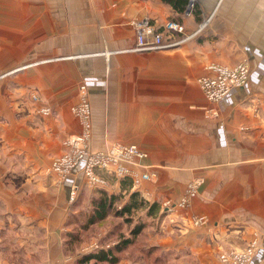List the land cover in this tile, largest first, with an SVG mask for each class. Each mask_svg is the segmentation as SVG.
Returning <instances> with one entry per match:
<instances>
[{"label":"crops","instance_id":"0c3cea01","mask_svg":"<svg viewBox=\"0 0 264 264\" xmlns=\"http://www.w3.org/2000/svg\"><path fill=\"white\" fill-rule=\"evenodd\" d=\"M144 20L167 39V21L184 26L176 38L203 27L176 46L136 51ZM242 61L246 83L208 102L198 78ZM81 86L89 149L135 144L147 156L129 166L151 180L123 187L126 178L98 169L106 183L93 187L83 162L62 179L51 171L81 131L72 113ZM197 179L188 206L177 205ZM97 188L160 206L145 217L148 245L172 264H221L222 249L252 243L248 264H264V0H0V264H76L68 217Z\"/></svg>","mask_w":264,"mask_h":264},{"label":"built area","instance_id":"2783aa9c","mask_svg":"<svg viewBox=\"0 0 264 264\" xmlns=\"http://www.w3.org/2000/svg\"><path fill=\"white\" fill-rule=\"evenodd\" d=\"M191 4L192 0H190ZM202 27L203 24L193 33L176 38V35L185 32L184 26L175 21H167L163 28L170 38L174 37L173 39H167L162 32H157L146 20L140 21L137 23L136 43L133 49L136 51H150L176 46L182 43L187 37H192L197 34L202 30ZM208 70L209 73L207 75L198 78V84L204 98L212 104L221 101L232 88L245 84L249 74V66L243 61L232 66L211 64L208 66ZM80 91V100L72 107V113L79 121L81 131L65 139L64 146L66 151L51 161V171L58 178L62 179L78 163L83 162L82 173L84 180L86 184L93 187H98L106 183L105 179L98 174V169L107 170L116 177H128L134 185L140 180H151L153 177L152 173L148 171L139 173L129 166V164H137L134 163L135 160H140L147 156V153L137 145L114 143L105 151L93 152L89 149L90 107L84 86L80 87ZM33 99L37 100V95H33ZM42 111L47 112L48 109L43 108ZM206 115L214 116L216 114L213 109H209L206 111ZM200 183V179L190 183L177 205L181 207L188 206ZM77 192V186L73 187L70 192V201L76 198ZM204 221L205 219L203 217L193 218V223L196 225ZM97 247L98 244H94L91 250ZM255 249V244L252 243L241 252L232 250L223 251L218 255L219 261L221 264H248Z\"/></svg>","mask_w":264,"mask_h":264},{"label":"trees","instance_id":"16d2710c","mask_svg":"<svg viewBox=\"0 0 264 264\" xmlns=\"http://www.w3.org/2000/svg\"><path fill=\"white\" fill-rule=\"evenodd\" d=\"M125 178L123 187L131 182L128 177ZM159 208L157 203H149L140 197L138 191H131L125 199L121 192L107 193L97 188L80 214L69 215L68 223L72 228L65 236L66 244H69L70 249L72 247V253L76 252L77 247L86 243L101 224L111 226H107L96 249L76 256V264H117L122 258L134 256V252H137L134 257L139 264H172L170 252L148 245L149 222L145 217H152Z\"/></svg>","mask_w":264,"mask_h":264},{"label":"rangeland","instance_id":"374dc122","mask_svg":"<svg viewBox=\"0 0 264 264\" xmlns=\"http://www.w3.org/2000/svg\"><path fill=\"white\" fill-rule=\"evenodd\" d=\"M177 23H179V22H177ZM180 24V23H179ZM203 94V93H202ZM90 139V129H89V134H88V140ZM111 147V146H110ZM109 147V148H110ZM107 150V149H106ZM92 151V150H91ZM103 151H105V150H103ZM144 151V150H143ZM93 152H98V151H93ZM146 152V151H145ZM64 153V152H63ZM62 153V154H63ZM147 153V152H146ZM62 154H60V155H62ZM59 155V156H60ZM55 157H57V156H55ZM54 157V158H55ZM54 158H52V160L54 159ZM141 160V159H140ZM140 160H135L134 161V163H138ZM69 174V173H68ZM68 174H66V175H68ZM57 176V175H56ZM58 177V176H57ZM61 179V178H60ZM78 203H79V200H75V202L73 203V205H72V207H76V206H78ZM88 204V203H87ZM87 204L86 205H84V204H80L81 205V208H80V211L82 210V209H84L86 206H87ZM79 211V212H80ZM78 212V213H79ZM80 214V213H79ZM135 218H136V216H135ZM81 219L83 220V214L81 215ZM138 219V218H137ZM134 221H135V219H134ZM132 222V221H131ZM114 221H112V225H114ZM107 226H111V224H101V226H99L98 228H96L95 229V231L94 232H97V231H99V230H101V229H105L106 230V228H107ZM93 232V233H94ZM98 237V236H97ZM101 238V237H100ZM100 238H95L94 237V234L93 235H91V237L90 238H88L87 239V242L86 243H84L82 246H80V247H77V250H76V252L74 253L75 254V256H78V255H82V254H85V253H88V252H90L91 251V247L94 245V244H98L99 243V239ZM136 247H134V249H135ZM223 251H228L227 249H222L219 253H221V252H223ZM232 251H235V252H241V251H236V250H232ZM219 253H218V255H219ZM74 254H72V255H70V256H73ZM137 254V252H134L132 255H136ZM218 259H219V257H218Z\"/></svg>","mask_w":264,"mask_h":264}]
</instances>
